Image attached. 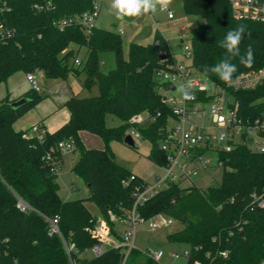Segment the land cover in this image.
I'll return each instance as SVG.
<instances>
[{
  "label": "trees",
  "instance_id": "16d2710c",
  "mask_svg": "<svg viewBox=\"0 0 264 264\" xmlns=\"http://www.w3.org/2000/svg\"><path fill=\"white\" fill-rule=\"evenodd\" d=\"M182 7L186 14L203 18L191 30V67L202 74L203 65L217 63L224 55L217 41L244 24L250 35L242 41L241 52L251 46L254 58L251 67L233 60L238 67L233 79L245 71L264 68V22L237 18L230 0H182ZM93 8V0H0V84L17 72L41 70L46 77L62 79L71 72H84V87L98 88L95 95L69 98L65 102L68 121L53 132L45 130L42 140L28 136L29 129L13 128L45 98L41 90H27L22 97L29 100L18 109L12 108L16 100L9 94L0 99V264H69L63 239L75 244L78 264H122L119 249H107L97 257L80 256L96 243L87 229L97 216L86 200L92 201L104 217L109 212L122 214L132 207L134 184L145 182L117 162L110 142H124V137L135 130L152 143L149 158L160 166L167 165L160 141L174 114L162 101L160 90L167 83L160 80L159 72L175 61L171 48L157 33L152 43L131 42L126 56L122 37L116 31L96 26L89 32L79 26L59 30L54 25V21ZM73 44L78 47L76 52ZM82 47L86 48L85 57L80 66H75ZM104 52L114 55L115 66L108 72L99 67ZM206 78L216 87L230 90L243 123L264 116V84L234 90L214 74ZM199 94L206 100L210 97ZM141 113H147V124L131 121ZM108 114L121 123L109 127ZM82 131L100 136L104 148L84 146ZM260 134L264 137V132ZM67 139L73 140L74 151L79 152L71 170L91 185L87 198L63 200L58 193V174L44 160L51 147ZM219 157L223 161L220 184L200 189L172 182L138 211L144 218L163 213L182 224L179 231L167 235V241L189 245V258L184 264H259L264 257V207H254L251 195L264 186V152L253 151L244 140L230 151H220ZM57 159L61 164L63 156L57 153ZM131 175L136 179L125 184ZM17 198L31 209L21 211ZM50 219H57L59 233H50ZM125 264L159 263L135 248Z\"/></svg>",
  "mask_w": 264,
  "mask_h": 264
},
{
  "label": "built area",
  "instance_id": "2783aa9c",
  "mask_svg": "<svg viewBox=\"0 0 264 264\" xmlns=\"http://www.w3.org/2000/svg\"><path fill=\"white\" fill-rule=\"evenodd\" d=\"M231 8L237 18L250 19L264 22V0H230ZM38 7V6H37ZM101 5L90 11L65 17L54 21V25L59 30H64L69 26H79L86 32L95 27V21L99 16ZM171 13V14H169ZM168 17H173V12L169 9ZM10 33H8L9 35ZM2 36H4L2 34ZM183 39V36H181ZM185 57H192L191 46L184 44ZM75 64H81V61L75 59ZM191 66L176 60L167 65V68L159 72L160 80L172 83L174 90L166 87V92H162V101L170 106L174 114V124H167L163 138L160 141V148L166 153L167 165L162 166L164 173L158 174L154 182L147 181L134 184L133 204L131 208L125 210L122 214L109 212L108 217L102 215L96 217L95 222L87 230L96 240L92 248L86 250L80 256L97 257L102 255L107 249H119L122 252V264H125L127 257L132 249H135V238L137 226L141 223H147L150 228L158 225H168L172 218H163L157 221L156 217L144 218L140 215L138 207L148 201L160 190L166 188L172 182H180L181 179L196 174L199 169H207L211 160L205 158L207 151H213L216 155V162L222 166L223 161L219 157L220 151H230L234 144H241L248 140L249 147L253 151L264 152V137L260 133L264 132V116L257 118L252 123H243L238 116V103L230 90L218 87V90L210 92L207 86L197 79H190ZM27 81L32 89L40 91V86L34 79L33 73L26 74ZM191 82L192 88L190 98H186L181 90L179 95L173 94L177 90V84L181 86ZM264 84V68L245 71L236 76L226 87L234 90L250 89ZM199 93L210 96L206 100L205 96L200 97ZM229 95L230 98H226ZM132 122L141 123L144 120L141 114L134 115ZM134 137H140L139 133L131 130ZM45 130L40 124H34L28 131V136H35L42 140ZM245 137V139H243ZM75 144L72 139L60 141L55 147H51L44 155V160L50 165L53 172L58 174L61 164L57 159V153L63 157L69 152L74 151ZM136 176L131 175L130 179L125 181L129 184L135 180ZM251 204L254 207H264V186L261 192H255L251 195ZM17 207L21 211H28L31 206L17 198ZM161 214V213H160ZM50 233H59L57 219H50ZM64 248L68 256L69 264H78L74 255L78 252L73 242L63 239ZM91 255L88 256L87 253ZM148 257L156 262H160L164 256V249L161 247H147L143 251ZM226 255L225 252H222ZM176 258L177 252L170 254ZM186 260L189 258V252L182 254ZM196 264H201L196 262ZM259 264H264V257Z\"/></svg>",
  "mask_w": 264,
  "mask_h": 264
},
{
  "label": "rangeland",
  "instance_id": "374dc122",
  "mask_svg": "<svg viewBox=\"0 0 264 264\" xmlns=\"http://www.w3.org/2000/svg\"><path fill=\"white\" fill-rule=\"evenodd\" d=\"M111 0H102V10L97 20V27L117 31L121 27L122 32L120 35L123 41V52L127 56L129 45L132 41H140L142 44L152 43L157 33H162L167 36L172 44L177 62H182L186 66H191L192 59L185 57L183 51V45L187 44L191 46V30L203 22V18L200 15L186 14L182 7V0H173L170 10L173 12V19L168 17L167 12L157 13L156 15H145L139 18L127 19L124 22L118 21L114 15L109 11ZM181 26L184 29H181ZM184 34V43H180V35ZM75 52L78 50L76 45H72ZM86 48L82 47L77 52V58L81 61L84 59ZM101 55V54H100ZM103 60L100 62V70L108 72L115 66L114 55L112 52H104ZM101 60V59H100ZM80 66V64H75ZM18 80V85L21 89L26 85L31 88L29 82L26 79V75L23 72H17L14 77ZM34 79L40 86V90L45 94V98L39 102L34 108L27 111L22 117H20L13 125V128L17 131L30 129L33 123L40 115L46 117L50 115L55 109H57L56 118H59L63 112L68 109L65 107V101L76 95L79 97H87L95 95L98 92L97 85H93L90 88L84 87L85 73L76 75L69 73L66 79L62 78H49L41 70L33 72ZM190 79H197L202 84L207 86L210 92L218 90L209 79L203 74L191 67ZM11 80V79H9ZM0 84V99L6 95L7 86L10 88V82ZM160 92H166L164 88H161ZM175 95L180 94V86L177 84V90L173 92ZM226 98H230L226 95ZM147 113H141L142 120H145ZM149 122V119L141 122V125H145ZM106 123L109 127L118 126L121 121L114 115L108 114L106 117ZM174 121L169 120L168 125L171 126ZM81 141L87 148H104V141L102 138L94 133L88 131L81 132ZM133 137L134 146H130L122 141L112 140L110 147L116 157L118 163L124 165L133 174L141 177L143 180L152 183L155 180L156 175H162L164 168L154 163L149 154L152 148V143L147 138ZM79 156L78 151L69 152L65 158L61 169L58 172L57 181L59 182V196L63 200H73L78 198H87L89 195V188L87 184L77 176L72 170V166ZM205 158L211 160V163L207 169H199V171L187 178L181 179L183 186L195 185L200 189H206L209 186L218 185L222 181L223 167L219 166L216 162V155L213 151H207L204 154ZM86 205L89 210L95 216H100L99 208L89 200H86ZM159 215V216H157ZM157 216V217H156ZM156 220L161 221L163 218H169L163 213L155 215ZM182 228V224L172 219V222L168 225H158L155 228H150L147 223H141L136 229L135 248L140 251H144L147 247H161L165 253L159 264H184L186 258L182 255L183 252L190 251L188 244L184 242L167 241V235ZM177 252L178 257L174 258L170 254ZM91 255L90 252L87 253Z\"/></svg>",
  "mask_w": 264,
  "mask_h": 264
},
{
  "label": "clouds",
  "instance_id": "9594fccd",
  "mask_svg": "<svg viewBox=\"0 0 264 264\" xmlns=\"http://www.w3.org/2000/svg\"><path fill=\"white\" fill-rule=\"evenodd\" d=\"M102 0H93V7H100ZM173 0H111L109 11L118 21L124 22L127 19L139 18L145 15H156L158 12H168ZM171 14V13H169ZM247 26L238 24L235 28L230 29L222 40H218V46L224 50V55L215 64L203 65L202 74L207 77L209 74L216 75L225 83H231L233 75L238 71L236 63L233 60L239 61V64L245 67H251L253 63V49L248 46L242 54L240 45L245 39ZM192 84L191 82L181 86V92L186 98H190Z\"/></svg>",
  "mask_w": 264,
  "mask_h": 264
},
{
  "label": "crops",
  "instance_id": "0c3cea01",
  "mask_svg": "<svg viewBox=\"0 0 264 264\" xmlns=\"http://www.w3.org/2000/svg\"><path fill=\"white\" fill-rule=\"evenodd\" d=\"M101 6H102V3H101ZM101 10H102V7H101V9H100V13H101ZM100 13H99V16H100ZM99 16L97 17V19H96V21H95V26L97 27V20H98V18H99ZM174 18V16L172 17V18H170V19H173ZM181 29H184V27L183 26H181ZM116 32H118V33H120V32H122V29H121V27H119L118 29H117V31ZM163 37H164V39L166 40V42H167V44L170 46V48H171V51H172V54H173V56H174V58H175V60H177L176 59V57H175V53H174V49H173V44H172V42H171V40L167 37V36H165V35H163L162 33H160ZM181 36H183V39H182V37ZM180 43H184V34H181L180 35ZM154 41V40H153ZM132 42H138V43H141L140 41H136V40H134V41H132ZM80 50V49H79ZM183 51H184V45H183ZM185 52V51H184ZM104 53H101V55H100V62L101 63H103L104 62V60H103V55ZM185 54V53H184ZM180 61H182V60H180ZM24 73V72H23ZM16 74V73H15ZM14 74V75H15ZM14 75H12L9 79H11V80H9V81H11L10 82V88L7 86V90H6V95L7 94H9V96H10V99H15V100H18V99H20V98H22V96H23V94L27 91V90H29L30 88L27 86L26 87V85H24L23 86V89H21L20 87H19V85H18V80L16 79V76L14 77ZM26 75V74H25ZM27 79V78H26ZM8 82V81H7ZM6 82V83H7ZM5 95V96H6ZM4 97V96H3ZM2 97V98H3ZM1 98V99H2ZM67 101V100H66ZM65 101V102H66ZM57 111V109H55L50 115H48V116H46V117H43L42 115H40L33 123H31L32 125H34V124H36V123H38V122H41V125L43 126V129L44 130H46V131H48V132H53V131H55V130H57L61 125H63L66 121H68V119H69V111L67 112V111H65V112H63V114L59 117V118H56V119H54L56 116V112ZM66 156L67 155H65L64 157H63V161H62V163H61V166H62V164L64 163V161H65V158H66ZM76 162V161H75Z\"/></svg>",
  "mask_w": 264,
  "mask_h": 264
},
{
  "label": "water",
  "instance_id": "95a60500",
  "mask_svg": "<svg viewBox=\"0 0 264 264\" xmlns=\"http://www.w3.org/2000/svg\"><path fill=\"white\" fill-rule=\"evenodd\" d=\"M167 87L174 90V86L172 83H168L167 84ZM28 98L26 97H22L16 101H14L12 103V108L13 109H18V108H21L23 107L27 102H28ZM124 143L130 145V146H134V141H133V137L131 134H127L125 137H124ZM88 188H89V191L91 190V185L90 184H87Z\"/></svg>",
  "mask_w": 264,
  "mask_h": 264
}]
</instances>
